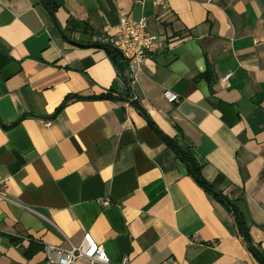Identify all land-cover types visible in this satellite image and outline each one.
<instances>
[{
	"label": "crops",
	"instance_id": "obj_1",
	"mask_svg": "<svg viewBox=\"0 0 264 264\" xmlns=\"http://www.w3.org/2000/svg\"><path fill=\"white\" fill-rule=\"evenodd\" d=\"M168 3L0 0V264H46L43 245L88 233L112 264H261L214 196L264 253V0ZM124 17L168 37L134 84L119 55L59 31L93 44Z\"/></svg>",
	"mask_w": 264,
	"mask_h": 264
},
{
	"label": "built area",
	"instance_id": "obj_2",
	"mask_svg": "<svg viewBox=\"0 0 264 264\" xmlns=\"http://www.w3.org/2000/svg\"><path fill=\"white\" fill-rule=\"evenodd\" d=\"M153 3L162 8H168V0H152ZM147 21L141 19L134 21L129 17H124L116 34L111 35L110 29H105L104 33L95 36L93 44L111 45L118 49L122 55L121 61L115 63L118 68L127 66L130 83L134 84L141 74L145 63L155 54L156 50L163 44L168 43V37L165 35L151 36L147 32ZM232 74L222 79L227 82ZM166 97L174 103H179V97L172 93H166ZM136 101V98L132 100ZM264 174V168H263ZM1 187V185H0ZM5 185H2L0 199L6 200ZM46 264H76L81 261L87 264H112L103 245L99 244L91 234H86L81 245H70L69 249H62L51 245H43ZM121 264H130L129 259H125ZM162 264H173L171 261H165Z\"/></svg>",
	"mask_w": 264,
	"mask_h": 264
},
{
	"label": "trees",
	"instance_id": "obj_3",
	"mask_svg": "<svg viewBox=\"0 0 264 264\" xmlns=\"http://www.w3.org/2000/svg\"><path fill=\"white\" fill-rule=\"evenodd\" d=\"M51 10H54V8H50ZM117 63V62H115ZM123 67V66H120ZM122 71V68L120 69ZM123 74V73H122ZM100 99H110V97H101ZM69 101H66L65 104H63V106L57 111V113H59L67 104ZM137 108L140 111V114L142 116H144L146 119L149 120V123L151 126H153V122L151 120V118L147 115V113H145L138 105ZM163 139L165 140V142H167L169 144V146L171 148H173L178 157L182 160V162L186 163L189 173L191 174V176L195 179V181L203 188L207 191L208 194L213 195L215 194L214 189L209 186L201 177V172H200V166L197 163V161L194 159V157L190 154V152L181 149L180 147H178L175 142L171 141L168 138L163 137ZM215 199H217L218 201H220L224 206L227 207V209L233 214V216L236 219L237 222V226L240 232V235L243 237L248 250L253 254V256L257 259L258 262H260L261 264H264V253L261 249H259L253 242V240L250 237L249 234V228L247 227L245 220L242 216V214L240 213L239 209L236 206V203L234 201H232L231 199L225 197L224 195L220 194L219 196H214ZM11 242L13 243H20L17 240L11 239ZM34 248H36L35 244H31L29 249V252H24L25 255H29L28 253H34L36 250H34Z\"/></svg>",
	"mask_w": 264,
	"mask_h": 264
},
{
	"label": "water",
	"instance_id": "obj_4",
	"mask_svg": "<svg viewBox=\"0 0 264 264\" xmlns=\"http://www.w3.org/2000/svg\"><path fill=\"white\" fill-rule=\"evenodd\" d=\"M43 5L47 8V4L45 3V1H42ZM52 16H54V13H52ZM59 31L60 34L62 35V37L66 40H68L70 43H72L73 45L80 47V48H86V49H99V50H103V51H107L109 53H111L112 55H119L122 57L120 51L118 49H116L115 47L111 46V45H105V44H99V45H95V44H80L77 42L72 41L65 33L64 31L59 27ZM216 195H219L217 192H215Z\"/></svg>",
	"mask_w": 264,
	"mask_h": 264
}]
</instances>
